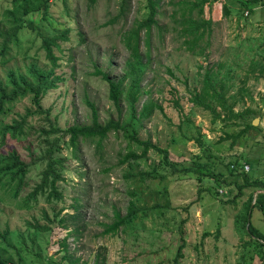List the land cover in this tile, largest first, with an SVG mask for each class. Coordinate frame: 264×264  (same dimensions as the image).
I'll return each instance as SVG.
<instances>
[{
	"label": "rangeland",
	"instance_id": "rangeland-1",
	"mask_svg": "<svg viewBox=\"0 0 264 264\" xmlns=\"http://www.w3.org/2000/svg\"><path fill=\"white\" fill-rule=\"evenodd\" d=\"M11 1L0 0L2 30L9 27L5 10L13 7ZM172 1L177 0H160L157 17L159 24L165 25L163 33L160 34L156 26L152 27L150 45H147L146 30L142 31L141 52L151 50L150 69H147L142 83L144 91L150 92H144L142 100L149 97L158 100L164 110H155L140 129L141 138L151 139L168 149L169 157L174 162L192 166L196 165L194 161H199L206 165L203 167L205 172L224 171V163L243 155L249 164V169L245 170L247 174L252 179L264 181V76L256 79L259 72L248 71V62L243 66L235 64L236 73L241 75L236 79L237 83L247 74V86L253 93L254 102L241 103L245 108L257 110V114L251 118L252 121L258 119L255 126L259 128L256 129H244L242 124L226 127L219 121L212 123L209 114L189 100L192 91L199 87L201 74L206 68L216 67L221 60L231 63L242 60L244 46L264 37V6H258L252 15L244 10L241 11L242 17L233 12L227 18L223 10L225 0L206 3L204 16L211 17L216 23L210 37L211 44L205 50L207 56H200L193 55L182 44L183 38L178 34L180 25L175 20L181 17L180 5ZM48 3L47 19L36 13L29 17L34 21L33 25H37V30L45 36L56 34V28L70 27L71 32L69 41H59L62 51L54 48L56 55L61 57L56 73L65 77L66 82H61L59 88L48 92L43 99L44 108L52 106L50 117H57L61 127L73 122L90 121L92 110L87 100L95 104L101 121L107 120L112 113L116 117V110L108 99L107 83L92 74L94 64L115 74L120 72L130 56V49L123 42L124 31L147 17L148 1L132 0L131 9L122 14L120 0H97L95 4H90L88 0H48ZM193 14L198 16L197 10ZM79 31L86 39L84 43L79 41ZM19 42L20 48L13 47L6 55L0 53V77H4L10 67L23 66L31 59L45 67L50 66L40 35L31 29L24 30ZM173 98H178L194 124L182 122ZM239 108L241 105L236 107ZM5 109L0 114V127L20 114L25 117L26 129L32 126L39 129L41 125L49 128L46 114L36 109L30 95L19 96ZM237 133L240 136L236 140L229 136ZM199 135L204 146L194 140ZM31 139L29 136L26 141ZM61 143L59 155L65 159L66 167L63 170L64 180L58 183L63 199L56 203L59 208L62 207L61 217L65 218L64 224L67 226L55 223L51 231L38 237L37 242L27 243L29 228L25 222L35 221L36 217H40L42 208L49 206L44 196H39L38 203L32 209L23 206L24 198L39 180L42 167L36 166L32 170L23 194L17 198L11 195L9 189L0 187V230L6 227L11 229L8 241L13 245L8 250L0 247V252L10 264L19 259H23L21 264H48V256L59 264H68V260L62 258L66 251L60 245L65 239L69 251L85 264H95L98 253L105 257L103 264H174L180 248L183 254L179 259L180 264H264V259L255 253V243L249 242V234L240 231L236 225V215L252 188L244 189L241 195L234 187L230 189L218 185L214 176H203L199 181L197 173L178 177L170 170L165 172L167 178L164 181L147 179L144 184H134L123 177L127 164L118 165L119 159L128 151L127 143L121 136L111 133L99 151L95 150L93 142L82 143L78 158L72 156L71 148ZM208 144L210 150L206 151ZM14 147L26 157L22 142H16L10 135L4 144L0 139V152ZM159 160L160 157L151 151L149 160L143 161L140 166L149 169L151 162ZM105 168L109 170L105 172ZM226 176L229 182L236 179ZM238 183L245 182L239 179ZM165 186L168 189L163 191ZM134 188L140 192L146 204L162 203L169 208L156 220L149 217L144 219L135 231L102 234L103 223L113 220L115 207L125 212L129 200L134 198L130 194ZM214 189H219V196L212 194ZM256 192H253L254 202ZM79 203V209H74ZM76 213L82 214L77 218ZM183 219L185 222L181 223ZM249 223L264 235L262 210L254 207ZM76 227L80 229L78 233L70 232ZM21 235L26 243L21 241ZM15 245L22 249L20 253Z\"/></svg>",
	"mask_w": 264,
	"mask_h": 264
},
{
	"label": "trees",
	"instance_id": "trees-1",
	"mask_svg": "<svg viewBox=\"0 0 264 264\" xmlns=\"http://www.w3.org/2000/svg\"><path fill=\"white\" fill-rule=\"evenodd\" d=\"M96 1L88 0L90 4H95ZM120 1V14L131 9L132 0ZM147 1L149 8L147 17L137 21V25H133L130 29L124 31L125 34L123 33V42L130 49V56L125 60L120 72L115 74L108 69L99 67L98 64H94L95 70L92 74L107 83L108 99L116 110V117L112 113L107 120L101 121L95 104L87 100V104L92 110L90 121L73 122L66 127H61L58 124L57 117H50L52 106L44 108L43 99L48 92L59 88L61 82H66L65 77L56 73V68L60 66L59 60L61 57L56 55L54 48H58L60 51L63 50L59 41L70 40L71 28H56V34L45 36L41 31L37 30L38 26L33 25L34 21L29 17L40 13L44 19H47L48 0L11 1L13 7L5 10V17L8 20L9 27L2 30L3 26H0V39L3 38L2 42H0V53L6 55L13 47L20 48V34L24 30L31 29V31L42 37V47L45 49L50 66L45 67L31 59V62L23 66L10 67L5 76L0 77V114L6 111V105L19 96L30 95L36 109L46 114L45 119L49 122V128L47 129L45 125H41L39 129H33L34 126L26 129L24 126L25 117L18 113L17 117L12 118L10 122H6L0 127L1 144H4L7 136L10 135L11 139L16 142H22L26 151V157L22 156L16 147L6 152H0V187L9 189L11 195L17 198L20 194H23L24 187L27 186L28 175L32 170L36 166L42 167L39 180L24 198L23 205L24 208L32 209L38 203L39 196H44L48 202L49 206L42 208L39 218L36 217L35 221L27 220L25 222L26 227L29 228L27 243L37 242L38 237L51 231L55 223L67 226L64 224L65 218L61 217L62 207L59 208L56 203L63 199L58 183L64 180L63 170L66 167L65 159L59 155L62 151L61 141L64 147L71 148L72 156L78 158L79 146L82 143L86 141L93 142L95 143V150L99 151L103 147V141L111 133H115L126 141L128 148V151L119 159L118 165L127 164L123 177L126 180H132L131 182L134 184H144L147 179L158 182L164 181L167 178L165 172L170 170V173L173 175L177 174L178 177L197 173L199 181H202L203 176H214L218 185L222 184L230 189L234 187L238 189L241 195L244 189L252 188V192L236 215V225L240 231L249 234V242L253 241L255 243V253L263 260L264 235L254 225L249 223V219L254 207L259 208L264 213V192L257 193L255 202L253 197L255 190L264 189V181L252 179L247 174L244 165L248 161L244 159L243 155L224 163V171H219L218 173L205 172L203 167H206V165L199 161H194L196 165L192 166L174 162L169 157L168 149L162 148L151 139H143L140 136V129L145 126L155 110H164L163 104L158 100L150 97L142 100V94L150 92V90L144 91L142 83L151 61L150 49H147L145 53L141 52L142 31L146 30L145 43L150 45L152 27L156 26L160 30V34L163 33L162 29L165 28V25L159 24L157 17L160 13V0ZM214 1L219 0H177L174 3L172 1L173 4L180 5L179 10H181V17L175 18L180 25L178 34L183 38L182 44L185 49L193 53V55L207 56L205 50L211 44L210 37L216 22L211 17L206 18L204 16V7L206 3L211 4ZM261 5L264 6V0H225L223 5L224 17H230L233 12L242 17L241 11L243 12L244 10L245 12L247 11V14L252 15L256 8ZM195 10H197L198 15L196 17L193 14ZM175 13L176 11L172 14V17L175 16ZM78 34L79 41L84 43L86 39L83 38L82 32L79 31ZM24 56H26L25 53ZM258 56H260V59ZM242 57L243 59L240 61L234 60L235 63L221 60L216 63V67L206 68L204 73L201 74L199 87L192 91L189 100L197 108L206 111L212 123L219 121L226 127L242 124L244 129H256L259 127L253 125L251 118H254L257 110L255 111V109L250 107L245 108L241 103H244V101L254 102L253 93L250 87L247 86V74L241 79L240 83H237L236 79L241 75L236 73V66H243L245 62H248V71L258 70L259 72L256 79L264 76V37H259L254 39L253 42L246 44ZM109 64L112 65L111 62ZM172 101L181 115L182 122L187 121L194 124V121L184 111L178 98H173ZM238 105H241V108L236 109ZM195 127L199 129L197 126ZM29 136L32 139L26 141ZM229 136L236 140L240 133ZM194 138L200 146H204L201 135ZM209 150L210 145L208 144L206 151ZM151 151L156 153L160 160L159 162H151L149 169H143L140 165L143 161L147 162L149 160ZM108 170L109 168L104 169L105 172ZM226 175L236 179L229 182L226 179ZM239 179L244 180L245 183H238ZM167 189V186H165L163 191ZM130 194L134 198L129 200L125 212L123 213L115 207L114 218L109 223H103L102 234L116 235L120 232L135 231L136 228L141 226L144 219L149 217L152 220H156L157 217L165 214V209L169 208L167 204L162 203L146 204L142 201L140 192L135 188L130 191ZM212 194L219 196V189H214ZM31 201L33 204L30 203ZM79 206H81L80 203L74 206V209H79ZM81 214L76 213L77 218ZM184 222L185 219L181 221V223ZM79 230V227H76L70 232L78 233ZM11 234L12 231L9 227H6L3 231L0 230V247L3 250L13 247L8 241V235ZM65 240L60 242V245L64 248L62 249L64 252L66 251L62 258L67 259L68 264H85L80 262V257H75L69 251V244ZM21 241L26 243V239L23 236ZM249 242H245V244ZM16 247L17 252L20 253L22 249L18 248V246ZM182 256L180 248L174 258V264H180L179 259ZM22 261L23 259H19L17 262H11V264H21ZM47 261L48 264H59L51 256L47 257ZM104 262L105 257L102 253H98L95 264H103ZM0 264H10L9 260L2 255V252H0Z\"/></svg>",
	"mask_w": 264,
	"mask_h": 264
},
{
	"label": "water",
	"instance_id": "water-1",
	"mask_svg": "<svg viewBox=\"0 0 264 264\" xmlns=\"http://www.w3.org/2000/svg\"><path fill=\"white\" fill-rule=\"evenodd\" d=\"M257 121H258V119L256 118L255 120H253V125H257L256 123H257ZM257 192H264V190H258ZM256 192V193H257Z\"/></svg>",
	"mask_w": 264,
	"mask_h": 264
},
{
	"label": "built area",
	"instance_id": "built-area-1",
	"mask_svg": "<svg viewBox=\"0 0 264 264\" xmlns=\"http://www.w3.org/2000/svg\"><path fill=\"white\" fill-rule=\"evenodd\" d=\"M49 1L52 2L53 0H49ZM246 14H247V12H246ZM244 169H245V170H248V169H249V165H248V164H245V165H244Z\"/></svg>",
	"mask_w": 264,
	"mask_h": 264
},
{
	"label": "crops",
	"instance_id": "crops-1",
	"mask_svg": "<svg viewBox=\"0 0 264 264\" xmlns=\"http://www.w3.org/2000/svg\"><path fill=\"white\" fill-rule=\"evenodd\" d=\"M248 165H249V164H248ZM255 263H257V262L255 261ZM261 263H262V262H261ZM261 263H260V264H261Z\"/></svg>",
	"mask_w": 264,
	"mask_h": 264
}]
</instances>
